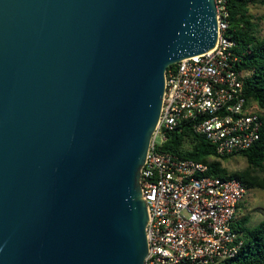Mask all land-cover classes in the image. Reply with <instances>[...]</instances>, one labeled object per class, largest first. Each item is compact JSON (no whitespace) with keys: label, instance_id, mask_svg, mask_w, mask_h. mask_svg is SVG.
<instances>
[{"label":"water","instance_id":"1","mask_svg":"<svg viewBox=\"0 0 264 264\" xmlns=\"http://www.w3.org/2000/svg\"><path fill=\"white\" fill-rule=\"evenodd\" d=\"M215 0H0V264H143L140 174L168 65Z\"/></svg>","mask_w":264,"mask_h":264},{"label":"built area","instance_id":"2","mask_svg":"<svg viewBox=\"0 0 264 264\" xmlns=\"http://www.w3.org/2000/svg\"><path fill=\"white\" fill-rule=\"evenodd\" d=\"M228 0H215L213 47L168 65L157 124L141 167L146 202L143 264H208L234 256L244 242L236 222L247 192L238 176L207 173V163L161 148L169 130L187 123L215 154H235L259 137L262 109L247 97L235 40L227 35Z\"/></svg>","mask_w":264,"mask_h":264},{"label":"trees","instance_id":"3","mask_svg":"<svg viewBox=\"0 0 264 264\" xmlns=\"http://www.w3.org/2000/svg\"><path fill=\"white\" fill-rule=\"evenodd\" d=\"M256 2L264 3V0H228L229 25L225 32L235 40L234 50L240 56L238 68L250 72L243 80L245 94L262 109L259 137L248 148L237 152L245 157L247 165L240 170L228 171L222 165L221 159L231 154H215L212 145L196 134L187 123L169 130L167 139L161 144L164 150L206 162L207 173L210 175L238 176L247 189L254 186L264 187V34L258 33L257 24L250 11L251 4ZM247 221L248 216L242 215L236 222L244 236L239 251L232 257L208 264H264V218L254 225H248Z\"/></svg>","mask_w":264,"mask_h":264},{"label":"rangeland","instance_id":"4","mask_svg":"<svg viewBox=\"0 0 264 264\" xmlns=\"http://www.w3.org/2000/svg\"><path fill=\"white\" fill-rule=\"evenodd\" d=\"M250 11L253 14L254 22L257 24L258 33L260 35L264 34V3L251 4ZM221 163L230 172L240 170L247 165L245 157L239 153L221 159ZM241 202L238 214L239 216H248V225L257 224L264 218V187L254 186L248 188Z\"/></svg>","mask_w":264,"mask_h":264}]
</instances>
